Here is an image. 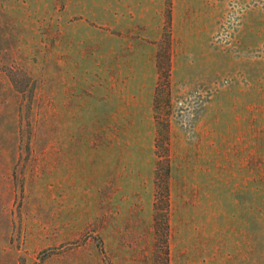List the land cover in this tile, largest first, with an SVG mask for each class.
<instances>
[{
	"label": "rangeland",
	"instance_id": "1",
	"mask_svg": "<svg viewBox=\"0 0 264 264\" xmlns=\"http://www.w3.org/2000/svg\"><path fill=\"white\" fill-rule=\"evenodd\" d=\"M0 264H264V0H0Z\"/></svg>",
	"mask_w": 264,
	"mask_h": 264
},
{
	"label": "trees",
	"instance_id": "2",
	"mask_svg": "<svg viewBox=\"0 0 264 264\" xmlns=\"http://www.w3.org/2000/svg\"><path fill=\"white\" fill-rule=\"evenodd\" d=\"M166 199H167V197H166Z\"/></svg>",
	"mask_w": 264,
	"mask_h": 264
}]
</instances>
